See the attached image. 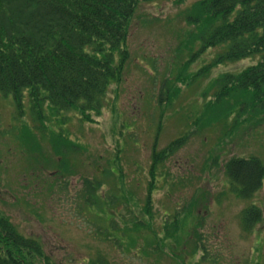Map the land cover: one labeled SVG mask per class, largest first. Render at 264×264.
Instances as JSON below:
<instances>
[{
	"label": "rangeland",
	"instance_id": "1",
	"mask_svg": "<svg viewBox=\"0 0 264 264\" xmlns=\"http://www.w3.org/2000/svg\"><path fill=\"white\" fill-rule=\"evenodd\" d=\"M195 1L139 0L121 80L109 85L99 113L82 123L75 111H43L39 120L26 97L18 111L11 96L0 93V212L63 264H89L97 251L106 264H262L264 220L242 231L238 214L245 202L230 193L222 166L232 156H254L264 164V115L238 112L237 94L211 104L215 80L254 64L256 57L202 71L219 48H201L204 27L194 20ZM190 130L197 132L163 162L166 176L154 181L146 214L155 137L159 150ZM61 151L65 164L58 166ZM110 167L116 174L103 175ZM84 177L102 182L101 195L119 184L133 213L150 227H160L164 213L180 208V230L158 240V253L123 251L98 240L78 197ZM250 203L264 214V181ZM196 223L205 259L199 248L188 253Z\"/></svg>",
	"mask_w": 264,
	"mask_h": 264
},
{
	"label": "trees",
	"instance_id": "2",
	"mask_svg": "<svg viewBox=\"0 0 264 264\" xmlns=\"http://www.w3.org/2000/svg\"><path fill=\"white\" fill-rule=\"evenodd\" d=\"M182 2L175 0L176 4ZM138 3L139 0H0V93L11 96L18 111L26 97L32 115L39 120L45 116L43 111L55 115L59 111H75L80 123L89 114L99 113L109 85L121 80L130 57L127 39ZM193 7L194 20L204 27L201 48H219L202 71L217 64L256 57L254 64L235 73L226 72L215 80L211 104L237 94L238 112L247 108L264 115V0H196ZM177 80L185 78L178 75ZM162 90L158 103H163ZM160 125L159 122L157 132ZM196 132L187 131L159 150L155 149L158 135L155 137L149 188L144 196L146 214H150L152 207L154 181L166 176L163 162ZM57 135L59 140L65 138L60 132ZM61 153L62 163L58 166L65 164V155ZM222 167L230 193L245 202L238 220L242 231L249 233L264 220L262 209L250 203L263 185L264 164L254 156H232ZM111 168L104 169L103 175H115ZM170 182L174 183L173 179ZM101 184L96 178L84 177L78 192L84 211L92 216L90 224L98 240L123 251L158 253V240L174 238L180 230V208L164 213L160 227L151 228L133 213L119 184L104 195L97 191ZM198 229L196 223L188 237L190 241L194 238L193 248L190 252L185 250L194 255L199 248L200 258L205 259L206 247ZM146 232L152 237L143 234ZM106 263L105 256L98 251L89 261V264ZM0 264L63 262L48 255L38 239L21 234L9 217L0 212Z\"/></svg>",
	"mask_w": 264,
	"mask_h": 264
}]
</instances>
